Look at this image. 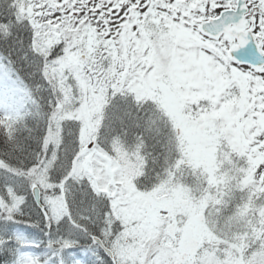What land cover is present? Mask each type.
<instances>
[{"label": "trees", "instance_id": "1", "mask_svg": "<svg viewBox=\"0 0 264 264\" xmlns=\"http://www.w3.org/2000/svg\"><path fill=\"white\" fill-rule=\"evenodd\" d=\"M15 3L16 0H0V36L4 40L6 39L5 36L9 37L7 42L0 40V48L4 50L6 56L10 57V61L17 70V53H22L23 49L16 46L18 40L17 33L20 32V28L14 19ZM5 25L10 26V30H7L4 27ZM22 44H24L23 47L29 48L30 46L28 42L23 41ZM38 73L36 75L34 72L30 73L29 76H24L23 79L32 87H39L44 84H51L52 86L51 79L45 72L42 73V76L38 75ZM37 97L40 109L38 112L32 111V114L19 124V129H17V123L12 126L10 121L0 122L1 166L5 172L9 174L14 173L18 178L10 185L15 189L14 192L17 199H22V201L17 202L18 209L15 215L21 221L17 229L24 228L28 239L33 241L32 245L29 242L27 245L20 243L14 245L13 233L16 228L9 230L7 234L0 233V241H10L6 247L0 245V264H34L35 262L36 264H46L51 261V264H55L59 259L60 242L62 240H60L61 236L59 235L64 234V227L67 225L65 224V226L59 229L53 227L51 229V236L46 238L44 234H48L49 229L45 226L43 216L31 200L30 188L36 183L40 172H45L44 197L48 199L61 197L60 194L63 193V190L57 192L55 186L58 184L59 179L68 172L69 168L72 170L71 151L74 149V144L77 141V130L68 126L69 123L64 124V126L60 125V128L57 125L55 126V124H58L57 116L60 112V106L53 107L50 104L51 101L59 103L57 91L50 93L38 92ZM152 127L148 126V128L153 129ZM133 128H136L135 124H133ZM151 129L144 131V133H135V135L142 136L141 139H138L142 149L148 145L150 147L152 144H159L158 142L153 143V140L150 138H145V136L150 135ZM70 134L73 136L72 140L68 139ZM66 141L72 144L71 150L68 149ZM167 143L165 142L163 148L166 154L169 148L168 145H170L169 143L167 145ZM150 149L152 150V147ZM54 153L58 156V159L48 164V159ZM162 156L160 154H156L155 156L149 155L145 159L152 163L155 159L154 157H157L158 160L155 161L159 162ZM21 177L24 179H19ZM10 185H0V219L5 215L13 216L9 207L10 200L6 190V187ZM49 185L53 187L50 188ZM67 186L80 197L79 205L72 203V196L69 199V203L73 205L72 211L76 214L77 220L82 223L83 227L87 228L91 223V219L88 217H91L92 210L89 201L84 196V192L87 190L86 184L83 183L81 185L80 183L69 182ZM13 188L10 189L13 190ZM25 199L27 200L26 204L24 203ZM77 207L80 209L79 212L76 211ZM29 221L32 222V227H28ZM36 245H39V247H36ZM24 247H26L27 251H32V257L29 259L26 256L24 258L21 257L20 253L24 250ZM31 259H34L35 262H31Z\"/></svg>", "mask_w": 264, "mask_h": 264}, {"label": "rangeland", "instance_id": "2", "mask_svg": "<svg viewBox=\"0 0 264 264\" xmlns=\"http://www.w3.org/2000/svg\"><path fill=\"white\" fill-rule=\"evenodd\" d=\"M23 2L21 3V7L19 5L18 7V13H19V21L21 22L22 20L28 19L32 24L38 23L40 26V32H37L34 39V47L38 51V53L44 57L49 54V47H50V42L49 40L51 39V36L47 35V28L48 22L44 19L45 17L41 15V13L35 11L33 7L35 4L30 7L28 0H22ZM38 1V0H36ZM21 2V0H20ZM42 5V4H41ZM184 13H181V22H185L186 18L183 16ZM170 18V15L167 16ZM39 18H43L42 21L39 20ZM45 20V21H43ZM189 21V20H188ZM187 21V23H188ZM30 49V48H29ZM78 58L77 51H73L71 54V57L64 58L62 56V65L59 63H54L52 70H60L68 68L71 64L74 65L76 59ZM216 58V57H214ZM194 63L190 64L191 72L189 74V78L195 80L196 76L191 77V74L195 71L194 67L192 66ZM3 66H0V70H3ZM204 69L200 74L197 75V78L201 80V86L203 88V91L205 92V96L209 101H213L214 103H222L223 106H225L226 103L222 102V97L224 96V91L220 92L219 89H213L210 88L212 86H217L222 89V79L220 78H214L212 74H206V71H210V69H205V68H199V71ZM196 72V71H195ZM58 75H62L60 72H56ZM17 78V77H16ZM18 79V78H17ZM13 80L17 81L14 79L12 76L11 80H1L0 82L3 84V86H12ZM93 84H95V89L90 90L89 97H87V103L88 105L86 106V111L89 114V122L88 126L86 129V132L83 134V144L87 147L88 145L91 144V142L94 140V133L96 131L95 125L97 124V113L99 112V108L101 106H104L105 103V97L102 93V91H99L97 85H98V80L97 78L95 79H90ZM135 80V79H134ZM88 82H90L87 79ZM144 83H146L147 80H142ZM256 84V83H255ZM21 87L25 88L22 84H20ZM249 91L248 94H246L247 101L249 103H252L253 105H264V84L259 83L256 85V87L252 84L249 85ZM64 90V88H62ZM28 92V91H27ZM31 95H29L30 97ZM9 97V96H8ZM18 99V98H17ZM166 102H168V99H166ZM257 107V106H256ZM258 108V107H257ZM258 110V109H257ZM0 113L3 114L4 112L0 110ZM248 116V115H247ZM115 140H111V143H115ZM83 145V147H85ZM93 149L94 152L91 156H87L86 160L91 161V163H87L86 161H83L81 164H79V169L77 170V173H79V170L81 171L83 168H85V172L88 173L92 178L93 182L96 184V188L98 191L101 192H106L108 196H114L115 195V190L117 188V182L115 180V175L111 173V169L114 167L112 164L111 160L105 156L102 152H100L97 147L95 146ZM136 157H139V152L136 153ZM122 158V157H121ZM135 165H133L134 168V173H133V179L135 183V179L143 174V171L146 169L144 164H142V161L139 159H135ZM123 167L126 169V162L125 160H122ZM125 170L122 168V171L125 172ZM146 171L149 172V170L146 169ZM126 173V172H125ZM103 174V176H102ZM121 177V176H119ZM122 180H119L121 182L118 183V185L122 188L121 192L119 194L124 195L122 200L119 198H116L114 200V203L112 201V205L114 207V210L117 214L118 219H120L121 224L124 231V236H123V241L127 239L129 236H132L135 240L138 238H144L146 236H149L151 234H154L156 236V229L158 228L160 218L162 213L160 212L159 209L158 211L155 212V216L152 217L150 214H148L150 217L148 219L145 218V220L142 217V212H143V206L147 204L149 201V205L154 204V200L157 198H160L163 194V191H157L153 192V194L150 196V194H147V198L144 199V203H140V200L142 199L138 193L135 192L134 187L128 184L125 180V178L121 177ZM161 189V186H157L153 188V190ZM133 193H136V195H133ZM118 195V194H117ZM116 195V196H117ZM115 196V197H116ZM14 198L11 197V201L14 202ZM138 202H137V201ZM124 205V209L120 204ZM115 205V206H114ZM61 201L58 200L53 201V210L55 211L56 215H59L61 213ZM247 210L248 208L245 207ZM245 217L251 216L250 211H245ZM120 213L121 215H119ZM129 213V215H127ZM132 214V215H130ZM55 217V215H53ZM171 237H172V231H170ZM140 248L143 249V245L140 246ZM149 249V250H148ZM151 249H155L154 247H149L146 250L149 252ZM173 249V248H172ZM140 256L136 254L132 249L130 252H126L125 254L119 253V250L116 251V259L121 262H126V264H144L143 261V251H139ZM175 251L170 249V246L163 248L161 251H158L157 255L155 257H149L147 259L146 264H169L170 262H180L179 259H176ZM208 261L212 262L211 264H226L225 262V254L222 252H219L216 248H213L210 252H208ZM264 258V256H263ZM130 262H135V263H130ZM259 264H264V259L262 260L261 263Z\"/></svg>", "mask_w": 264, "mask_h": 264}, {"label": "snow or ice", "instance_id": "3", "mask_svg": "<svg viewBox=\"0 0 264 264\" xmlns=\"http://www.w3.org/2000/svg\"><path fill=\"white\" fill-rule=\"evenodd\" d=\"M242 3H246V0H208V3L205 5V13L204 17L205 20L209 22L210 27L205 29V32H220L224 24L228 23L230 20L235 19V16L228 15L232 13L234 8L243 14L241 9ZM41 9H44V5L40 6ZM46 11V10H45ZM248 12L251 13L253 20L249 22V26L254 28L252 35H256L260 32L261 29H264V23H259V19L261 16H264V12H252L251 8H248ZM49 16H54V13H46ZM211 18H214V21ZM19 19L17 15L15 17ZM29 26L32 29V37L34 38L37 31L40 30V26L38 23L32 24L30 23ZM7 30H10V26H4ZM251 39V36L249 37ZM218 45H220V51L226 56L228 49L231 47L229 42L224 39V37L218 36L214 41ZM59 49L56 52L52 53V56L55 57L59 53ZM43 73L42 66L40 67V74ZM13 76V72L11 69H3L0 70V80H11ZM16 85L12 89V97L14 98L16 93L22 91L20 86V82L13 81ZM24 97H20L19 100H14V104H8L4 100H0V109L9 110L12 109L16 112H19L20 107L22 106V101ZM134 111V110H133ZM108 119V126L112 127L116 125L117 127L121 124L125 123H133L135 122L137 125L140 126L141 129L147 128L152 123V116L145 112L144 115L140 113H136L133 116L132 112L127 110L125 104L121 101L116 100L113 103L111 115L107 117ZM69 140L73 139V136L69 135ZM46 145V141L44 142ZM68 149H72V144L68 143ZM83 147V144L80 145V148ZM89 151H93L94 149L89 145ZM79 155V151H71V159H76ZM58 156L54 153L50 159H48V164H51L53 161L57 160ZM43 163V162H38ZM71 168H69L68 172L59 179L58 184L55 186L56 191L60 192L61 190L69 192L72 195V203L79 205L80 197L79 195L75 194V192L67 186V181L75 180L76 178L71 175ZM18 178L14 173L6 174L4 177H0V185H10L13 181H16ZM19 179H24L23 177ZM79 179L83 180L87 185V190L84 192L85 198H91L89 201L91 205L92 211H97L101 214L107 213L109 216L111 215V202L108 203V207L104 208L101 205V201L98 199V193L95 191L93 187V178L91 176L88 177H80ZM49 187H53L49 185ZM35 200V196L32 197ZM24 203H27L25 199ZM72 203L69 204V212L67 215L63 217H56L53 218L52 215L49 213L48 207H44L41 211V215L44 218V224L49 229V235L51 236V229L56 227L59 229L60 227L65 226V224L71 225L73 229L77 231L83 232L87 237L88 243L85 245L83 241L76 240V241H68V240H61L60 242V251H59V259L55 262V264H121L119 260H117L112 252V240L113 237L106 236V231L101 229L97 232L89 233L87 228L82 226V223L77 220L76 214L72 211ZM23 207V205H21ZM77 212L80 211L79 207L76 209ZM91 219V217H88ZM21 223L20 220L17 219L16 216H8L5 215L2 219H0V231L2 230H13ZM32 222H28V227H32ZM10 241L3 240L0 241V245L6 247ZM39 247V245H36Z\"/></svg>", "mask_w": 264, "mask_h": 264}, {"label": "flooded vegetation", "instance_id": "4", "mask_svg": "<svg viewBox=\"0 0 264 264\" xmlns=\"http://www.w3.org/2000/svg\"><path fill=\"white\" fill-rule=\"evenodd\" d=\"M57 3L60 4L61 8L57 9L56 16V24H60L64 28H77V25H81L83 27H88L84 29L86 32L92 33L94 37H97L99 41L101 36L105 35L108 39L112 41H128L135 31V41L139 42L142 40L149 41L154 37H164V23L158 24L161 28H154V23L150 18L156 16L160 12H164L165 2L166 0H94L95 6L93 7L92 12L89 9L84 7H78L75 11L72 4L79 6L82 2L81 0H56ZM208 0H206L207 2ZM206 5V3H205ZM247 5L254 9L253 12L256 11V5L252 3V1L247 0ZM202 10H205V6L201 4ZM210 19H213L210 17ZM259 23H264V16H261L259 19ZM179 25V24H178ZM93 27V28H91ZM234 29V28H233ZM178 30H180V25L178 26ZM251 33H253L254 28H251ZM237 32H246V28L241 27L235 29ZM264 29H261L259 33L255 36L257 38V42L263 41V47L260 45L261 49H264V34H262ZM194 33L197 36V39L201 43L206 42L210 46H212V41L205 38L198 30V28L194 29ZM225 40L229 42L231 47L227 51V55L223 58V61L218 62L222 65L219 67H215L217 69L216 72H219L220 66H225L230 61V54L233 51L239 50L237 41L229 38L227 35H222ZM208 49L207 53L209 52ZM262 52V51H261ZM264 52V50H263ZM198 57L203 58L202 54H198ZM222 57V56H219ZM234 67V71L241 76H245L246 69L232 62ZM224 124L227 122L224 120ZM205 139H200V142H204L206 144V151L211 148L217 149L218 145L214 143L215 135L213 130H206ZM213 154V151H209Z\"/></svg>", "mask_w": 264, "mask_h": 264}, {"label": "water", "instance_id": "5", "mask_svg": "<svg viewBox=\"0 0 264 264\" xmlns=\"http://www.w3.org/2000/svg\"><path fill=\"white\" fill-rule=\"evenodd\" d=\"M247 53H249V52H247ZM33 195L35 196V202L37 203V205H38L40 208H42V207H41V203H40V194H39V190H38L37 188H35V189L33 190Z\"/></svg>", "mask_w": 264, "mask_h": 264}, {"label": "bare ground", "instance_id": "6", "mask_svg": "<svg viewBox=\"0 0 264 264\" xmlns=\"http://www.w3.org/2000/svg\"><path fill=\"white\" fill-rule=\"evenodd\" d=\"M16 24H17V21H16ZM152 145H153V144H152ZM152 145H150V146H152ZM154 145H157V144H154ZM148 146H149V145H148ZM148 146H147V147H148Z\"/></svg>", "mask_w": 264, "mask_h": 264}]
</instances>
